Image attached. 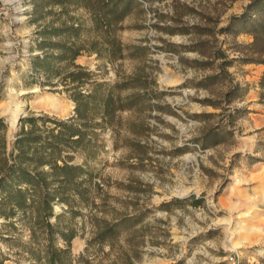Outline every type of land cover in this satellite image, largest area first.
<instances>
[{
    "label": "rangeland",
    "instance_id": "obj_1",
    "mask_svg": "<svg viewBox=\"0 0 264 264\" xmlns=\"http://www.w3.org/2000/svg\"><path fill=\"white\" fill-rule=\"evenodd\" d=\"M46 2L0 0L8 151L23 119L75 113L62 78L44 86L31 76L44 27H82L76 64L90 82L134 86L138 78L143 89L123 94L151 99L97 130V186L91 205L78 208L73 264H264V55L233 21L251 0H133L129 15L110 27L83 5ZM72 163L84 159L76 154ZM137 213L144 217L137 236L93 241L95 218L116 223ZM0 261L30 264L3 241Z\"/></svg>",
    "mask_w": 264,
    "mask_h": 264
},
{
    "label": "trees",
    "instance_id": "obj_2",
    "mask_svg": "<svg viewBox=\"0 0 264 264\" xmlns=\"http://www.w3.org/2000/svg\"><path fill=\"white\" fill-rule=\"evenodd\" d=\"M46 3L60 7L83 5L110 27L129 15L133 0ZM233 21L245 25V32L255 39V52L264 55V0H251L245 12ZM81 37L82 27L75 24L44 27L37 40L44 52L31 59V76L42 78L44 86H54L55 79L62 78L64 90L76 104L73 116L67 120L48 116L23 119L10 151L8 126L0 118V241L16 248L30 264L74 263L72 245L80 234L78 208L91 205L97 186L91 165L102 148L97 130L113 125L120 112L143 111L150 105L151 99L145 93L123 94L143 89L138 78L132 79L134 86H129L131 82H90L92 74L76 64L83 50ZM259 63L264 64V59ZM260 85L264 89V79ZM76 154L84 159L83 164L72 163ZM56 205L63 206L62 213L55 212ZM94 221L93 241L111 244L124 235L137 236L144 217L137 213L116 223L99 218Z\"/></svg>",
    "mask_w": 264,
    "mask_h": 264
},
{
    "label": "bare ground",
    "instance_id": "obj_3",
    "mask_svg": "<svg viewBox=\"0 0 264 264\" xmlns=\"http://www.w3.org/2000/svg\"><path fill=\"white\" fill-rule=\"evenodd\" d=\"M263 181V180H262ZM263 184V183H262Z\"/></svg>",
    "mask_w": 264,
    "mask_h": 264
}]
</instances>
